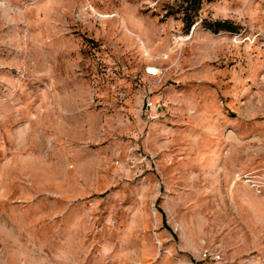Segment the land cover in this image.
Instances as JSON below:
<instances>
[{
    "label": "rangeland",
    "instance_id": "1",
    "mask_svg": "<svg viewBox=\"0 0 264 264\" xmlns=\"http://www.w3.org/2000/svg\"><path fill=\"white\" fill-rule=\"evenodd\" d=\"M181 6L0 0V264H264V0Z\"/></svg>",
    "mask_w": 264,
    "mask_h": 264
},
{
    "label": "trees",
    "instance_id": "2",
    "mask_svg": "<svg viewBox=\"0 0 264 264\" xmlns=\"http://www.w3.org/2000/svg\"><path fill=\"white\" fill-rule=\"evenodd\" d=\"M201 0H182V21L186 27L187 30H190V28L195 23V16L197 15L199 8H200ZM213 27L215 29L220 28H227L228 23L226 21L224 22H215L213 24Z\"/></svg>",
    "mask_w": 264,
    "mask_h": 264
},
{
    "label": "bare ground",
    "instance_id": "3",
    "mask_svg": "<svg viewBox=\"0 0 264 264\" xmlns=\"http://www.w3.org/2000/svg\"><path fill=\"white\" fill-rule=\"evenodd\" d=\"M150 72H151V73H156L155 68H150Z\"/></svg>",
    "mask_w": 264,
    "mask_h": 264
}]
</instances>
